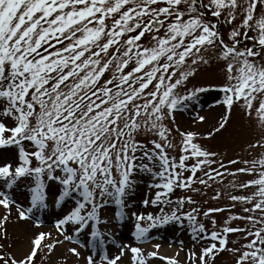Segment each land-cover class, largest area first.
<instances>
[{
    "label": "snow or ice",
    "instance_id": "6c2138e0",
    "mask_svg": "<svg viewBox=\"0 0 264 264\" xmlns=\"http://www.w3.org/2000/svg\"><path fill=\"white\" fill-rule=\"evenodd\" d=\"M209 53L220 80L208 87L222 94L223 113L206 138L227 132L239 107L255 133L242 150L250 159L225 163L193 131L177 129L179 144L173 139L175 113L208 90L188 83ZM0 149V227L13 208L20 220L58 210L55 227L89 249L85 264H149L159 252L138 245L153 229L179 225L193 241L186 264H214L224 251L234 264H264V0H0ZM226 174L233 191L211 199L231 203L202 209L191 195L174 198ZM143 177L141 204L156 212L131 202ZM225 211L218 225L212 214ZM116 224L130 226L135 245L117 242ZM50 236L38 233L19 259L0 252V262L35 264Z\"/></svg>",
    "mask_w": 264,
    "mask_h": 264
},
{
    "label": "rangeland",
    "instance_id": "374dc122",
    "mask_svg": "<svg viewBox=\"0 0 264 264\" xmlns=\"http://www.w3.org/2000/svg\"><path fill=\"white\" fill-rule=\"evenodd\" d=\"M208 55L210 57L209 64L202 65L195 76L192 77L188 83L189 88L194 86L206 87L208 90L198 94V98L195 101L189 102L185 109L175 113V122L169 125L173 129V139L177 144H179L181 137L179 136L177 129L180 131H193L198 133V136L196 137L197 142L212 151L220 153L221 156L217 157V159L222 157L225 163L228 159H234L238 155L243 158L250 159L251 157L248 156L247 152L242 150L246 149L247 143L252 139L255 133L252 131L246 118L243 117L239 107L233 109L227 132L217 134L214 138H206L205 134L216 126L219 117L223 113V106L216 103V101L221 98L222 94L216 89L208 87L209 85L219 82L220 65L215 60L212 53H209ZM213 109L217 110H215L212 117H209V114H211L210 111ZM197 114L204 116L205 120L203 122L199 121ZM3 151V149H0V152ZM172 154L175 155L176 152H173ZM241 166L243 165H229L228 167L235 168ZM241 178L247 179L248 177L242 176ZM230 180H232V177L226 174L222 184L213 183L211 187L195 185V187L200 188V192L196 193L191 191L185 192L184 190L178 189L174 194V198L177 195L186 194L193 196V198L198 201V204L202 209H206L208 207H222L225 204L231 203L226 196L218 201L212 200L211 197L215 194L216 190H221L225 193L232 192L233 189L228 183ZM148 183H150L148 177H143L142 180L138 178V186L133 194L131 202L140 211L156 212L157 209L155 207L148 206L147 208H144L141 204V200L149 194V190L147 188ZM112 207L114 208V206ZM231 211L239 212V205L237 208L231 209ZM6 214V210L0 206V219H2ZM106 215L111 217V208L106 210ZM212 215L216 216L219 225L227 217L228 211L213 213ZM57 216L58 210H47L43 212H35L33 218L31 219L20 220L17 217L15 208H13L7 221L3 223L2 227H0V245H3V247L0 248V252L5 254V258H7V254H12L19 259L30 249L32 246V240L35 236L40 232H45L51 233V236L45 237L42 241L41 248L38 249L37 256L35 258V264H85V258L89 254V249L65 240L63 236L58 233L55 227ZM37 219L41 221L38 225ZM199 219L204 222L209 229L211 228L209 219L203 216L199 217ZM23 222H27L26 225L30 224L31 227L36 230H33L32 232L23 230L22 228H25V225L21 224ZM233 224L242 226L245 222L237 220L234 221ZM109 228L116 233V237L118 238L117 242H126L125 240H127L134 245L136 244V241L131 237L130 226H127L126 224H116L114 227L110 225ZM151 235L152 239L150 241L139 244L138 246L147 251L154 250L159 252L160 248L157 250L153 246L156 244L160 245V243H166L171 255L170 257L175 256L176 259L181 261V264H186L185 250L191 248L193 244L191 233L188 231L187 227L182 228L179 225H166L153 229ZM240 236V233L230 234L229 246H238V244H233L232 241L240 240ZM81 239H84V237L82 236ZM55 241H60V243L56 244L54 250L49 253L45 245L52 244ZM180 241H183L184 250H181L182 246ZM199 246V244L196 245L197 248ZM64 247H69V249L77 247L81 252V256L79 258L75 257L70 251L64 250ZM108 247L110 253L116 252V248L113 247L111 242H109ZM178 252L179 255L177 256ZM159 257L162 256L159 255ZM159 257L151 259L149 264H167L165 260ZM0 264H2V262H0ZM214 264H234V257L227 251L220 252L216 257Z\"/></svg>",
    "mask_w": 264,
    "mask_h": 264
},
{
    "label": "bare ground",
    "instance_id": "6f19581e",
    "mask_svg": "<svg viewBox=\"0 0 264 264\" xmlns=\"http://www.w3.org/2000/svg\"><path fill=\"white\" fill-rule=\"evenodd\" d=\"M215 110H217V109H213V110H211L210 112H211V114H209V117H212L213 115H214V112H215ZM207 115H208V113H207ZM206 116V115H205ZM26 223L27 222H23V223H21V224H24L25 225V228H22L23 230H25V231H30V232H32L33 230H36V229H34V228H32L31 227V225L29 224V225H26ZM151 245V244H150ZM154 247V246H153ZM69 249V247H64V250H68ZM61 250L63 251V249L61 248ZM152 251H154V250H152ZM160 255H162V256H168L169 254H170V252H169V250H168V246L166 245V243L165 244H163V243H160Z\"/></svg>",
    "mask_w": 264,
    "mask_h": 264
}]
</instances>
